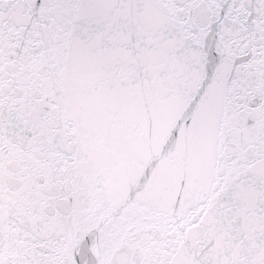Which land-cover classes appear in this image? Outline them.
<instances>
[{"label":"snow or ice","instance_id":"1","mask_svg":"<svg viewBox=\"0 0 264 264\" xmlns=\"http://www.w3.org/2000/svg\"><path fill=\"white\" fill-rule=\"evenodd\" d=\"M0 264H264V0H0Z\"/></svg>","mask_w":264,"mask_h":264}]
</instances>
